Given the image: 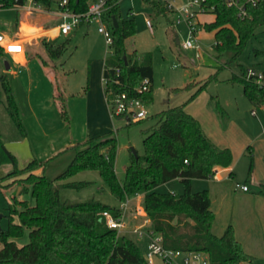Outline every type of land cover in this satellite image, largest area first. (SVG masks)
I'll list each match as a JSON object with an SVG mask.
<instances>
[{
  "label": "trees",
  "instance_id": "trees-1",
  "mask_svg": "<svg viewBox=\"0 0 264 264\" xmlns=\"http://www.w3.org/2000/svg\"><path fill=\"white\" fill-rule=\"evenodd\" d=\"M62 1L33 0V3L46 11L56 8L80 14L98 0H67V5L60 7ZM119 1L107 0L102 17L113 39V54L104 68V77L108 80L105 93L112 89L148 105L153 101V65L150 60L140 63L137 51L128 49L127 40L136 34V22L122 16ZM27 2L0 0V9H14ZM154 6L160 4L156 2ZM163 9L167 10L166 7ZM203 9L206 14L214 15V20L205 23L203 28L214 32L213 48L217 59L226 54L231 56L225 65L241 55L257 28L264 25V0H260L256 7H247L245 17L240 16L236 7L228 5L226 0H205ZM19 21L20 14L11 27L12 32H17ZM66 44L42 42L51 59L62 57ZM37 56L47 63L44 57ZM113 68L120 69L118 76ZM145 78L150 79L151 85L148 91L140 93L138 89ZM0 79L8 114L25 138L27 132L9 79L6 75ZM231 82L242 86L244 96L254 108L264 105V72L261 84L255 78H248L246 70L240 75L235 74ZM208 84L209 80L194 81L176 89H193V92L183 105L170 107L144 120L151 123L142 131L145 135L144 154L136 159L131 153L123 181L118 179L115 171L118 140L112 132L79 144L80 151L72 163L55 179L37 174L44 163L36 158L19 169L17 157L0 135V166L8 163L14 168L0 179V187L21 188L19 196H12L5 209L8 227L0 230V264H148L138 245L124 234L110 229L101 216L102 212L109 211L114 217L121 218L119 208L94 198L78 202L63 197V190L89 184L84 181L61 183L82 171H97L121 203L144 194V211L153 231L162 236L166 249L207 254L210 264L252 263L254 258L244 250L232 225L227 226L221 236L212 232L215 213L211 209L209 191L192 190L193 180H208L214 177L217 168H230L234 160L231 150L217 147L200 122L185 109L186 104L194 101ZM59 100L63 118L69 121L63 96H59ZM211 100L218 113L225 116L219 102L214 97ZM174 180L183 185L182 194L156 191L159 186ZM29 193L34 200L32 204L22 198ZM258 194L264 197V184L260 185ZM26 235L25 242L19 244L18 241Z\"/></svg>",
  "mask_w": 264,
  "mask_h": 264
},
{
  "label": "rangeland",
  "instance_id": "rangeland-1",
  "mask_svg": "<svg viewBox=\"0 0 264 264\" xmlns=\"http://www.w3.org/2000/svg\"><path fill=\"white\" fill-rule=\"evenodd\" d=\"M152 1H119L122 16L129 15L136 22V34L127 40L128 49L137 50L140 63H147L150 60L153 65V101L145 105V109L149 116H152L170 107L181 106L187 102L193 89H176L183 88L190 82L209 80L207 88L194 101L186 104V108L187 111L193 109L197 112L208 132L213 134L215 139L212 141L217 147L231 150L234 157V173L232 176L226 175L221 182H216L215 179L196 180L192 184V190L209 191L216 223L224 219L227 205L229 211L235 208L234 212L237 215L228 214L234 220L233 223L239 220L238 217L245 216L241 213L239 215V212L244 211L247 216L253 212L254 215L262 213L264 197L258 192L259 184L263 182L260 180L264 179V136L261 135V131L264 130V105L253 108L244 96L242 86L232 83L231 79L235 74H242L244 70H251L257 75L264 72V25L257 28L241 55L231 64L225 65L224 63L230 60V54L217 59L213 48L214 32H207L201 25L212 22L213 14L198 16L193 20L197 30L193 40L201 47L200 57L197 58L196 49L183 50L176 42V34L180 43L188 39L187 21L183 18L178 21V15L163 9L168 4L179 8L186 0H159L158 7L152 6ZM22 12L18 9H0V32L20 42L25 38L33 39L35 44L45 41V39L42 41L45 32L42 33L39 29L34 32L32 27H40L41 22L46 19L45 16L36 15L30 18L26 16L23 20L35 25H23L20 29L19 23L17 32H12L11 27ZM33 18L38 19L33 21ZM147 19L151 22L152 28L146 24ZM55 25L51 24V27ZM26 28L32 30L30 37L26 36ZM56 34L52 43L55 45L67 43V47L63 56L58 59H51L43 54L46 55L47 64L40 58L31 56L32 52L27 53L29 58L26 64L22 63L19 56L0 54V76L6 75L9 79L27 132V137L24 138L9 116L6 95L0 79L1 138L17 157L19 169H23L31 159L36 158L44 163L37 170V174L55 179L72 163L80 151L79 144L92 137L90 134L92 128L99 127L103 134L112 132L118 140L115 171L118 179L123 181L131 161L132 149L140 156L144 154L145 135L142 131L151 123L142 121L128 124L125 118L110 117L101 86L100 70L103 69V62L108 60L111 54L104 35L98 31L97 23L82 24L69 35H63L61 32ZM41 50L44 51L43 46ZM89 86L91 91L90 96H87ZM58 96L64 98L69 121L63 118ZM211 97H214L225 110L228 118L226 122L220 117L221 114L219 115ZM208 110L219 115L216 125L218 124L222 132L227 131V134L214 135L218 129H215L216 125L211 122ZM253 110L256 112L255 117L252 116ZM220 142L221 145H218ZM13 169L8 163L0 166V179ZM252 178L258 185L252 186L251 192L248 194L237 192L235 188L237 182L245 185L244 183L247 180L251 181ZM83 181L89 184L81 188L65 189L62 191L63 197L78 202L94 198L109 206L120 207L121 202L111 193L97 171H82L61 183ZM20 189L16 186L3 189L0 187L1 230L8 227L5 209L12 196H19ZM156 191L182 194L184 187L179 181L174 180L159 186ZM22 198L31 204L34 202L30 193L23 195ZM130 201L136 203L138 197H131ZM138 207L144 211L143 198L140 199ZM141 216L143 218L126 217L124 219L126 227L121 234L133 240L145 255L146 244L132 232L137 225L147 220L142 212ZM147 227L150 228V225L147 224ZM26 238L27 235L18 243L23 244ZM155 264H161L160 260L157 259ZM254 264H264V261L258 260Z\"/></svg>",
  "mask_w": 264,
  "mask_h": 264
},
{
  "label": "built area",
  "instance_id": "built-area-1",
  "mask_svg": "<svg viewBox=\"0 0 264 264\" xmlns=\"http://www.w3.org/2000/svg\"><path fill=\"white\" fill-rule=\"evenodd\" d=\"M204 2L205 0H186L185 4L179 8H174L171 4H168L167 6L165 5L167 11L179 16L178 21L182 18L187 21L189 25V36L186 41L180 43V46L183 50L196 49L197 58L200 57L201 47H199V44L197 45L195 40H193V37L197 32L193 20L197 19V17L201 14H206L203 9ZM259 2L260 0H226L228 5L236 7L239 15L242 17L247 15V7H256ZM106 3L107 0H98L97 2L92 3L85 13L80 14L66 10H58L60 16L59 30L61 34L69 35L73 30L82 24L90 25L97 23L98 31L104 35L106 44L110 49L109 53L112 56V35L102 20ZM65 5H67V0H63L59 6L64 7ZM16 9L26 10L31 14L35 11H39L41 7L36 6L33 3V0H28L24 6H17ZM147 25L152 28V24L149 20H147ZM0 52L12 55L21 54L24 52V47L20 42L11 39L4 33L0 32ZM106 63L107 60L105 61V64ZM113 69L116 71L118 76L120 69ZM247 77L255 78L259 84L263 81V73L257 75L255 72L248 70ZM103 83L105 92V87H107L108 84L107 78L103 77ZM115 83H119V81L115 80ZM150 85V79L145 78L138 91L140 93H144L148 91ZM105 97L112 118H125L128 124H132L140 123L149 117V114L145 109V104L137 98H129L124 93H115L112 89L106 91ZM236 188L242 191H248V186L243 184H236ZM128 207L129 199L121 203L119 208L122 212L121 218L114 217V215L109 211L102 212L101 216L110 229L116 230L119 234H121V231L126 227L124 219L126 218ZM132 232L140 239L146 241L147 251L145 253V259L148 264H155L157 259L160 260L161 264H210L209 256L207 254L166 249L163 246L162 236L155 233L151 227L148 228L146 221L137 225Z\"/></svg>",
  "mask_w": 264,
  "mask_h": 264
},
{
  "label": "crops",
  "instance_id": "crops-1",
  "mask_svg": "<svg viewBox=\"0 0 264 264\" xmlns=\"http://www.w3.org/2000/svg\"><path fill=\"white\" fill-rule=\"evenodd\" d=\"M156 2H160L159 0H153L151 2V5L153 6L154 3ZM16 9V8H14ZM18 10H21V9H18ZM22 14L20 16V25L21 27L19 26L20 29H22V26L23 25H27V26H32V25H35V24H31V23H28L26 21H24L23 19L28 16L27 18H30V17H33V16H36V15H41V16H45L46 19L41 22V26L37 27V26H32L33 27V31L36 32L38 29L45 34L43 35V38H42V41L45 39V41H47L48 43H52L53 41V37H55L57 34L56 32H60L59 30V25H60V16H59V13H58V10L55 8V10L53 11H46L44 9H40L39 11H35L34 13H29L27 12L26 10H22ZM153 12H154V9H153ZM171 14H174V13H171ZM205 14H201L199 15L200 16H203ZM207 15V14H206ZM124 17V16H123ZM126 18H133V17H130L129 15L126 17ZM36 19L38 18H33V21H35ZM40 19V18H39ZM148 20V19H147ZM147 20H146V24H147ZM214 20V19H213ZM41 21V19H40ZM33 23V22H32ZM56 24L55 26L51 27V24ZM205 23H208V22H205ZM201 24L202 27L203 25L205 24ZM210 23V22H209ZM204 29V28H203ZM17 30H18V27H17ZM27 30V37H30L31 33H32V30H29L28 28H26ZM50 33V34H49ZM24 34H26L24 32ZM49 34V35H48ZM33 36L35 34H32ZM48 36V37H47ZM9 37V36H8ZM177 37V34L175 35V38ZM10 38V37H9ZM13 39V38H11ZM16 40V39H14ZM18 42H20L19 40H16ZM34 40L33 39H27L25 38L24 40H22L20 43L23 45L24 47V52L21 53V54H4L2 52H0V54L2 55H12L13 57H21L22 58V63L26 64V60L29 58L27 56V53L28 52H32L31 53V56H36L37 58H39L37 55H41L42 57H44L46 59V51L44 49V51L41 50V46H42V42L39 41L37 44H35L33 42ZM180 45V44H179ZM44 48V47H43ZM133 51V50H132ZM137 51V50H136ZM43 54H46V55H43ZM48 56V55H47ZM107 60V59H106ZM105 60V61H106ZM42 61V60H41ZM47 61V59H46ZM105 61L103 62V69L100 70V76H101V86H102V89H103V94H104V99H105V103H106V97H105V92H104V83H103V77H104V68H105ZM48 63V61H47ZM46 63V64H47ZM144 64V63H143ZM90 79V78H89ZM91 81V79L89 80V82ZM89 85H91V82L89 83ZM91 86H89V90L87 91V96H90V91H91ZM101 98L102 96L100 95V98H99V101L101 102ZM58 99H59V96H58ZM101 104V103H100ZM251 104V103H250ZM106 106H107V103H106ZM252 106V105H251ZM253 107V106H252ZM108 108V106H107ZM254 108V107H253ZM185 109L187 110V108L185 107ZM109 110V109H108ZM187 112H189L190 114H192L201 124L203 130L205 131L206 135L211 139V140H214L215 138L213 137V134L210 132H208L207 128L205 127V125L203 124L202 122V119L200 118V116L197 114V112L193 109H189ZM209 116L211 117V122L216 125L217 123V117L220 115H217L215 113H211L209 110L207 111ZM216 116V117H215ZM252 116L255 117L256 116V112L253 110L252 112ZM111 117V115H110ZM222 118V120L224 122H226L228 120L227 115L225 116H220ZM112 118V117H111ZM221 120V121H222ZM228 125H226L227 127ZM225 127V129H226ZM215 129H218V131L215 132V136L217 135H220V134H227V131L225 132H222L221 129L219 128L218 124L216 125V128ZM108 133V132H107ZM107 133H104L101 132V129L99 127H94L92 128V131L90 132L91 136L90 138H87V140H90L92 138H98V137H102L104 135H106ZM89 134V135H90ZM261 135L264 136V130L261 131ZM214 138V139H213ZM86 140V141H87ZM85 141V142H86ZM217 142V141H216ZM218 145H221V142L220 144ZM8 146V145H7ZM225 146V145H224ZM222 146V147H224ZM229 149V148H228ZM10 150V149H9ZM35 159V158H33ZM31 159V160H33ZM234 159V157H233ZM30 160V161H31ZM29 161V162H30ZM28 162V163H29ZM234 162V160H233ZM27 163V164H28ZM234 173L233 171V164L230 168H227V169H223V168H217L216 170V174L214 175V177L208 179V180H211V179H215L216 182H221L223 181L225 178H226V175H229V176H232ZM232 174V175H231ZM261 179V178H260ZM196 180H199V179H195L193 180L192 184H194V182ZM177 181V180H176ZM260 181H263L261 184H264V179L260 180ZM238 184V182L236 183ZM241 184V183H239ZM246 186L248 185L249 189L248 191H242L240 189H237L236 188V185H235V188L238 191L242 192V193H245V194H248L249 192H251L252 190V186H257L258 183L256 182V180H254V178H252L251 181H246L244 183ZM259 184V185H261ZM173 193V192H172ZM243 196H247V195H243ZM136 197H138V201L136 203L134 202H131L130 199H129V207H128V211H127V215L126 217H130L131 219H134L136 218L137 216H141V212L144 214V216L147 218V215L145 213V211H142L138 205H139V202H140V199L143 198L144 199V194H139L137 195ZM121 206V205H120ZM211 206L213 207V202L211 201ZM211 207V208H212ZM116 208H120V207H116ZM225 209V208H224ZM235 208H233L232 210L229 211V207L227 205V209H226V212L224 213V219L222 221H219L218 223L214 222L213 224V227H212V232L217 235V236H221L225 229L227 228V226L229 225H232L231 223H233V219L230 218L228 216V214H232L233 215H237L235 214ZM243 211V210H242ZM243 214L245 216H241V217H238L239 220H236V222L233 223V227H234V230H235V235H236V238L241 242L244 250L250 254L254 260L251 264H254L255 262H257L258 260H263L264 261V209L262 210V213H257L254 215L255 212H253V214L247 216L245 214V212H239V215ZM247 213V212H246ZM252 213V212H251ZM143 218V217H142ZM147 222L148 225H150L151 227V224H150V221L149 219L147 218V220H144ZM144 243L146 244V241L143 240Z\"/></svg>",
  "mask_w": 264,
  "mask_h": 264
},
{
  "label": "water",
  "instance_id": "water-1",
  "mask_svg": "<svg viewBox=\"0 0 264 264\" xmlns=\"http://www.w3.org/2000/svg\"><path fill=\"white\" fill-rule=\"evenodd\" d=\"M114 23H115V26H117L118 24H117V20L114 18ZM176 42H177V44H180V41H179V38H178V36L176 37ZM125 60H126V57L124 58ZM132 154L135 156V158L137 159L138 158V154L136 153V151L134 150V149H132ZM21 190V189H20ZM19 190V191H20ZM1 215H0V219H1ZM0 230H1V228H0Z\"/></svg>",
  "mask_w": 264,
  "mask_h": 264
}]
</instances>
